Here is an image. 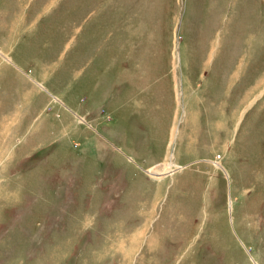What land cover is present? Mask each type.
<instances>
[{
    "label": "rangeland",
    "instance_id": "1",
    "mask_svg": "<svg viewBox=\"0 0 264 264\" xmlns=\"http://www.w3.org/2000/svg\"><path fill=\"white\" fill-rule=\"evenodd\" d=\"M0 264H264V0H0Z\"/></svg>",
    "mask_w": 264,
    "mask_h": 264
},
{
    "label": "bare ground",
    "instance_id": "2",
    "mask_svg": "<svg viewBox=\"0 0 264 264\" xmlns=\"http://www.w3.org/2000/svg\"><path fill=\"white\" fill-rule=\"evenodd\" d=\"M166 166H167L166 167L167 169L163 172V174L161 176L159 175L158 178H165V177H167L169 175H172V174H174V172L178 168V166L174 163V161L168 162V164ZM174 168H175V171H174Z\"/></svg>",
    "mask_w": 264,
    "mask_h": 264
}]
</instances>
